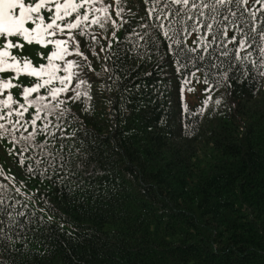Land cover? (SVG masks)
<instances>
[{"label": "trees", "instance_id": "16d2710c", "mask_svg": "<svg viewBox=\"0 0 264 264\" xmlns=\"http://www.w3.org/2000/svg\"><path fill=\"white\" fill-rule=\"evenodd\" d=\"M118 36L124 38L123 29ZM50 50L25 43L23 55L39 66ZM85 54L101 75L92 83L90 103L69 105L78 119L65 139L55 141L68 161L65 178L52 183L30 176L0 142V199L32 216L36 230L24 237L19 253L18 239L0 249V262L264 264V81L256 90L234 83L219 106L214 100L224 89L213 91L204 114L192 116L184 105L198 106L200 85L197 92H182L174 65L158 66L160 53L138 74L127 73L131 94L123 96L111 80L113 91H102L105 62ZM18 82L30 86L35 78ZM11 92L19 97L21 88ZM85 158L90 174H67ZM49 217L56 229L51 239L37 223Z\"/></svg>", "mask_w": 264, "mask_h": 264}, {"label": "snow or ice", "instance_id": "6c2138e0", "mask_svg": "<svg viewBox=\"0 0 264 264\" xmlns=\"http://www.w3.org/2000/svg\"><path fill=\"white\" fill-rule=\"evenodd\" d=\"M142 6L143 15L140 0H0V142L30 176L52 183L65 178L61 172L68 161L55 141L65 139L67 127L78 119L69 105L90 103L92 83L101 75L85 52L105 62L102 91H113L107 83L111 80L121 96L131 94L124 82L127 73L138 74L160 53L158 66L174 65L182 92H197L200 85L198 106L184 105L185 114L192 116L204 114L213 91L224 89L214 100L219 106L224 96H231L234 83L256 90L264 81V0H142ZM121 29L123 39L118 36ZM25 43L50 46L46 63L33 66L23 55ZM129 61L136 67L130 68ZM6 73L11 75L4 78ZM21 76L34 77L35 82L24 86L18 82ZM13 88H21L19 97L12 94ZM83 111L90 113L91 108ZM86 161L67 174H90ZM0 217L6 218L0 219V249L7 251L18 239L19 253L27 233L35 234L34 218L3 199ZM51 219L37 221L48 229V239L56 231Z\"/></svg>", "mask_w": 264, "mask_h": 264}]
</instances>
